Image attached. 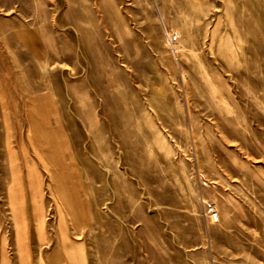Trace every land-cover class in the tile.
<instances>
[{"label":"rangeland","instance_id":"obj_1","mask_svg":"<svg viewBox=\"0 0 264 264\" xmlns=\"http://www.w3.org/2000/svg\"><path fill=\"white\" fill-rule=\"evenodd\" d=\"M71 241L79 264H264V0H0V264H71Z\"/></svg>","mask_w":264,"mask_h":264},{"label":"bare ground","instance_id":"obj_2","mask_svg":"<svg viewBox=\"0 0 264 264\" xmlns=\"http://www.w3.org/2000/svg\"><path fill=\"white\" fill-rule=\"evenodd\" d=\"M43 132H44V139H45L43 140V145L47 148V151L50 154L53 164L58 167H63L65 165L64 160H63L64 155L62 157V155L60 154L62 152L64 153L65 151V147H66L65 142L62 141L59 135L52 129L44 128ZM42 159L45 160L44 157H42ZM46 166L49 167L48 164H46ZM29 178L32 180L31 172L29 173ZM39 221L40 223H43V215H40ZM65 240L70 241L71 238L68 235H66ZM67 243L68 244H66L65 247L68 249V252H69L68 254L71 258V264H79L80 260H78V257H81L82 250L77 247L74 248L75 243L73 242L74 243L73 244L72 241L67 242ZM50 262L51 264H56V258L53 257Z\"/></svg>","mask_w":264,"mask_h":264},{"label":"built area","instance_id":"obj_3","mask_svg":"<svg viewBox=\"0 0 264 264\" xmlns=\"http://www.w3.org/2000/svg\"><path fill=\"white\" fill-rule=\"evenodd\" d=\"M179 42V36L176 33L169 34V43L172 48L176 47V44ZM210 212L215 213L213 207H210ZM215 217H218L217 214H213Z\"/></svg>","mask_w":264,"mask_h":264},{"label":"crops","instance_id":"obj_4","mask_svg":"<svg viewBox=\"0 0 264 264\" xmlns=\"http://www.w3.org/2000/svg\"><path fill=\"white\" fill-rule=\"evenodd\" d=\"M28 235V233H26Z\"/></svg>","mask_w":264,"mask_h":264}]
</instances>
